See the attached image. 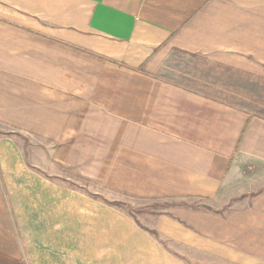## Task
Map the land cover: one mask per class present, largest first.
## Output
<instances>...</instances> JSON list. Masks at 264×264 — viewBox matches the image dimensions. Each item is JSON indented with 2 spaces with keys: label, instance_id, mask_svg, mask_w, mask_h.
Here are the masks:
<instances>
[{
  "label": "crops",
  "instance_id": "obj_1",
  "mask_svg": "<svg viewBox=\"0 0 264 264\" xmlns=\"http://www.w3.org/2000/svg\"><path fill=\"white\" fill-rule=\"evenodd\" d=\"M1 126L0 264H264V0H0ZM21 134L124 196L207 205L142 226L32 169Z\"/></svg>",
  "mask_w": 264,
  "mask_h": 264
},
{
  "label": "rangeland",
  "instance_id": "obj_2",
  "mask_svg": "<svg viewBox=\"0 0 264 264\" xmlns=\"http://www.w3.org/2000/svg\"><path fill=\"white\" fill-rule=\"evenodd\" d=\"M246 84L250 85L245 80L238 81L237 83V89L241 95H244L245 93ZM254 86L255 91H258L256 86L259 87V85L255 83ZM238 100L240 102L238 104L240 107H252L247 106L245 101H240L241 99ZM4 132L10 134L17 133L1 126L0 134ZM17 139L25 146L28 165L35 171L42 173L46 179L58 184L62 188L85 193L93 197L95 200L102 201L121 209L135 219V221H138L142 226H145L143 222L149 223V221L152 218H155L157 214L170 213L180 207L205 208L207 205L204 201L197 199L141 200L139 198L124 196L117 191L110 190L105 186L86 180L83 176H80L71 170L69 166L60 159L62 158L60 153L55 154L54 148L56 141H54V138L38 136L36 134H21ZM172 251L176 253L175 258L181 262V264H216L213 262L212 258L200 254L195 250L178 248V250L172 249ZM61 256L65 259L70 257L69 254L64 252ZM217 264H220V262Z\"/></svg>",
  "mask_w": 264,
  "mask_h": 264
},
{
  "label": "trees",
  "instance_id": "obj_3",
  "mask_svg": "<svg viewBox=\"0 0 264 264\" xmlns=\"http://www.w3.org/2000/svg\"><path fill=\"white\" fill-rule=\"evenodd\" d=\"M153 233H155L156 234V232L154 231Z\"/></svg>",
  "mask_w": 264,
  "mask_h": 264
}]
</instances>
